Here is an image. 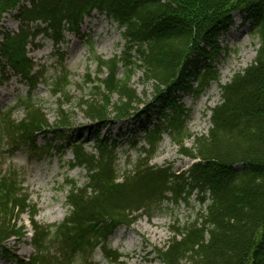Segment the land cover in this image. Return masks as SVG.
Segmentation results:
<instances>
[{
    "label": "trees",
    "instance_id": "trees-1",
    "mask_svg": "<svg viewBox=\"0 0 264 264\" xmlns=\"http://www.w3.org/2000/svg\"><path fill=\"white\" fill-rule=\"evenodd\" d=\"M94 11L123 30L125 45L112 59L97 57L104 77H88L92 91L80 102L86 119L98 132L156 108V121L142 129L145 147L138 160L120 173L117 142L97 136L96 152H90L85 142L70 138L64 130L73 125L63 104L54 125L31 94L2 111L0 138L9 155L32 147L33 153L52 149L50 142L38 148L36 139L58 134L73 154L71 168L86 170L87 180L79 185L65 179L68 215L59 224L42 225L20 171L0 163V252L5 254L8 242L23 236L17 222L29 214L34 254L24 264H43L56 248L62 258L86 261L89 250L99 249L110 264H128L109 247L117 228L132 226L145 215L153 218L155 206L164 202L187 204L196 195L203 212L184 224L174 222L167 244L155 248L157 259L163 264H264V237L259 239L264 232V0H0V20L17 12L20 24L17 32L3 35L4 67L21 77L31 93L42 74L33 71L28 46H36L39 37L61 46L66 34L80 33ZM235 14L250 25L258 48L250 65L221 84L219 66L227 51L221 39L234 26ZM136 72H142L154 92L146 107L132 85ZM214 83L220 101L210 109L211 127L207 134L194 135L187 126L192 110L182 99L199 98ZM52 86L60 102H71L66 70ZM19 108L25 115L20 121L14 118ZM165 136L180 155L194 161L187 170L152 165Z\"/></svg>",
    "mask_w": 264,
    "mask_h": 264
},
{
    "label": "rangeland",
    "instance_id": "rangeland-1",
    "mask_svg": "<svg viewBox=\"0 0 264 264\" xmlns=\"http://www.w3.org/2000/svg\"><path fill=\"white\" fill-rule=\"evenodd\" d=\"M14 13L4 14L0 22V45L3 40L1 34L15 32L18 30V22L13 18ZM234 26L223 35L222 46L227 50L224 60L220 63L221 84H225L237 71L245 69L256 57L258 39L253 38L250 25H243L244 20L239 14L234 15ZM123 30L117 24L110 22L105 16H94L85 20L84 26L78 35L66 34L64 43L57 47L51 40L40 39L36 46H30L28 57L33 61L34 70L41 71L42 80L38 82L32 93L29 86L17 78L11 70L5 69L4 55L0 53V112L15 107L18 99L32 96L43 105L45 114L50 123L54 125L58 119L59 106L63 104V110L71 116L72 127L64 130L66 135L73 140L80 138L86 143L90 152H96V137H110L117 142L116 155L120 173L130 170L138 160L141 149L145 147L142 130L149 123L156 121V108L154 112H148L138 121L116 122L102 130H95L90 121L86 119L80 106L81 100L92 91L88 83V77L103 79L104 75L98 72L97 57L105 60L112 59L122 53L125 40L122 36ZM224 50V51H225ZM69 73V97L71 102L59 101L53 91V83L64 71ZM4 74V76H2ZM120 76H124L123 70ZM132 85L145 102L144 107L154 101V92L149 83L143 79L142 72H136L132 79ZM86 99V98H84ZM113 100H117L116 97ZM220 101L219 86L214 83L209 90L193 98L191 95L183 97L182 102L191 108L192 114L188 121V129L194 135L207 134L210 127V109L214 108ZM155 106H159L155 104ZM144 110L146 108H143ZM14 118L20 121L24 118L22 109L14 111ZM97 128V127H96ZM97 132V134H96ZM100 134V135H99ZM63 138V137H62ZM62 138L58 134H47L37 138L40 148L51 147L43 152L33 153L32 149L21 150L9 155L7 144L0 138V163L5 169L15 168L20 171L25 181L24 187L31 196L33 203L37 205L39 214L36 220L43 225H55L61 223L68 215L66 203L67 191L63 188L65 179H73L82 185L87 180V172L82 168H71L73 154L65 150ZM193 139L187 141L188 147H192ZM62 148H59V147ZM51 149V150H50ZM62 151V152H61ZM66 151V152H65ZM193 163L179 154L178 147L169 136H165L159 149L155 153L152 164L155 166L171 165L175 172L187 170ZM202 206L196 195L185 204L173 205L162 203L155 206L153 218L143 216L134 225H122L109 238V247L123 255L122 260L128 264H163L155 253V248H163L171 237L170 227L177 220L181 224L189 219L196 218L203 212ZM28 215L18 220V226L25 229V235L17 241H11L7 246V252H0V264H22L33 255L32 230L29 225ZM264 237L260 233L259 239ZM7 253L9 255H7ZM75 260L73 258H62L56 248L43 261V264H110L103 256L101 250L93 253L89 250L85 256ZM41 261L40 257H37ZM87 259L92 262L88 263ZM45 262V263H44Z\"/></svg>",
    "mask_w": 264,
    "mask_h": 264
}]
</instances>
